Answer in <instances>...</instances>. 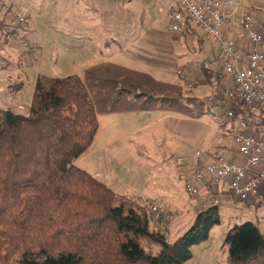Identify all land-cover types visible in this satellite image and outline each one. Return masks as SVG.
Returning a JSON list of instances; mask_svg holds the SVG:
<instances>
[{
  "label": "trees",
  "instance_id": "1",
  "mask_svg": "<svg viewBox=\"0 0 264 264\" xmlns=\"http://www.w3.org/2000/svg\"><path fill=\"white\" fill-rule=\"evenodd\" d=\"M210 101L110 60L85 68L83 75L39 76L27 113L0 107V264L190 260L193 246L221 223L218 202L197 212L192 225L170 242L151 228L147 211L77 161L95 139L101 112L167 107L199 116ZM224 103L264 132V112L228 97ZM143 238L159 245V252L148 250ZM225 245V264H264V233L254 221L232 226Z\"/></svg>",
  "mask_w": 264,
  "mask_h": 264
},
{
  "label": "rangeland",
  "instance_id": "2",
  "mask_svg": "<svg viewBox=\"0 0 264 264\" xmlns=\"http://www.w3.org/2000/svg\"><path fill=\"white\" fill-rule=\"evenodd\" d=\"M106 6L102 15L98 13L95 19H90L87 16L95 11L92 6L85 9L84 0H15L14 10L25 21L10 25L0 18V107L27 113L39 76L83 75L85 68L106 57L116 63L143 67L135 60L133 51L127 49L141 28L132 26L134 23L126 17L124 8L120 13L124 18L115 19L108 3ZM161 71L163 79L179 81L176 72L167 68ZM229 107L230 103L216 105L212 109L214 114L205 116L225 119ZM116 140L100 137L77 164L92 174L102 170L101 177L113 183L117 193L135 199L130 202L153 217L151 228L174 242L192 225L196 206L206 192L191 197L185 181L177 178L173 163L156 155L158 148L149 150L131 144L135 141L132 136L119 143ZM223 192L226 195L222 194L218 201L221 223L212 227L206 241L194 245L193 257L184 264H225V237L235 224L251 220L264 233V198L245 203L229 196L228 188ZM207 205L209 201L201 204V208ZM142 242L154 254L159 252V245L147 238Z\"/></svg>",
  "mask_w": 264,
  "mask_h": 264
},
{
  "label": "crops",
  "instance_id": "3",
  "mask_svg": "<svg viewBox=\"0 0 264 264\" xmlns=\"http://www.w3.org/2000/svg\"><path fill=\"white\" fill-rule=\"evenodd\" d=\"M84 1L87 3L85 9L90 10L89 6H92L95 11V14L91 13L87 18L95 19L98 13L102 15V10H107L106 4L108 3L110 10L113 11L112 17L115 19L124 18V15L120 14L124 8L128 13L126 17L134 23L132 26L141 28V33L132 37L127 49L133 51L135 60L143 67L129 63L121 65L147 72L159 81L182 86L185 96L195 95L200 99L207 97L212 100L208 104L210 108H207L208 110L199 116H191L182 110L174 111L167 107L101 112L98 115L99 129L91 146L100 137L107 139L113 137V139H117L116 143H119L121 139L132 136L135 137V141L132 140L131 144L149 150H152L153 147L158 148L156 155H160L162 161L168 160L171 163H173L171 158L175 154L189 155L196 149L203 151L201 158L206 161L209 150L213 148L223 149L227 146L232 138L229 132L232 131V127L237 125L239 117L228 120L213 119L205 115L214 114L212 112L213 107L224 103L226 96L222 93V88L223 85L229 83V78L218 79L214 71H207L208 62L218 56L219 50L212 43L206 41L190 23L183 26L182 32L178 36L170 33L169 7L175 0ZM237 1L240 3V9L231 17L226 31L247 51L248 42L241 24L243 13L245 11L252 12L258 28L264 32V0ZM112 2L115 6H111ZM135 20L138 21L137 24ZM162 24L166 27H163ZM113 42L115 43V41ZM110 59L111 57H106L97 63ZM163 68L176 73L178 69H182L187 74V79L181 78L178 73L179 81L163 79L160 77L164 75L161 71ZM188 80L194 82L191 87L188 86ZM220 126L226 130L223 137L219 134ZM81 159L80 157L79 161ZM173 165L178 172L177 178L183 179L186 183L187 176L182 174L174 163ZM102 174L104 172L98 170L94 171L93 175L115 191L113 183L106 182L101 177ZM202 191L206 193L204 199L196 206L197 212L203 209L201 204L203 205L204 202L214 196V192L209 186H205ZM257 197L264 198V186L251 202H254ZM130 199L135 201L133 198Z\"/></svg>",
  "mask_w": 264,
  "mask_h": 264
},
{
  "label": "built area",
  "instance_id": "4",
  "mask_svg": "<svg viewBox=\"0 0 264 264\" xmlns=\"http://www.w3.org/2000/svg\"><path fill=\"white\" fill-rule=\"evenodd\" d=\"M15 0H0V18L18 25L25 21L14 10ZM240 9L237 0H175L169 7V31L178 36L186 23L219 50L218 56L207 66L219 79L229 78L222 93L242 105L264 112V32H262L250 11L242 17V28L248 42L245 51L226 28L231 17ZM26 45V42L24 43ZM181 78L187 79L182 69L177 70ZM194 82L188 80L191 87ZM237 117V109H228L226 118ZM226 130L219 127V134ZM232 136L227 146L208 151V160H202V150L187 154H175L173 163L187 176L186 190L191 197H198L205 186L214 196L211 204L219 201L225 188L229 195L242 202L254 199L264 186V132L256 131L249 120L239 117L236 126L229 132ZM156 209V207H154Z\"/></svg>",
  "mask_w": 264,
  "mask_h": 264
}]
</instances>
